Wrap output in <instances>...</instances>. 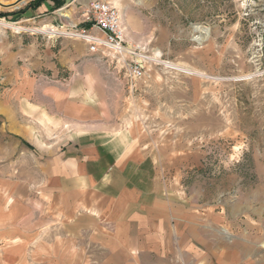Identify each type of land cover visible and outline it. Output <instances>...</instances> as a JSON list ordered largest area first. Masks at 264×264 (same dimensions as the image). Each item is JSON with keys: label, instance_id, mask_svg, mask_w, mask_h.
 Instances as JSON below:
<instances>
[{"label": "crops", "instance_id": "0c3cea01", "mask_svg": "<svg viewBox=\"0 0 264 264\" xmlns=\"http://www.w3.org/2000/svg\"><path fill=\"white\" fill-rule=\"evenodd\" d=\"M18 2L0 0V12L17 13ZM52 8L46 0L24 15L62 24ZM11 35L0 30L7 78L0 85V264L253 261L238 209L196 203L171 170L187 164L190 145L163 149L142 122L125 124L126 112L109 105L123 102L121 87L93 74L96 58L86 43L41 48L38 40L14 43ZM25 54L30 60L20 63ZM67 70L74 76L66 83L35 74Z\"/></svg>", "mask_w": 264, "mask_h": 264}, {"label": "rangeland", "instance_id": "374dc122", "mask_svg": "<svg viewBox=\"0 0 264 264\" xmlns=\"http://www.w3.org/2000/svg\"><path fill=\"white\" fill-rule=\"evenodd\" d=\"M45 1L19 0L17 13L0 12L3 21L24 27L0 25V30L12 33L10 40L19 45L38 40L44 48L49 42L66 40L89 48L85 40L48 33V25L24 15ZM50 1L52 11L63 19L62 24H54L59 30L73 24L78 30L91 28L74 0H64L58 8L55 0ZM110 1L128 26L124 44L136 53L89 51L96 58L91 62L97 69L93 74L121 87L123 102H109L111 109L126 112L127 125L132 120L142 122L163 149L190 145L183 154L187 164L171 167L180 175L184 192L201 205L238 209L244 251L253 258L249 264H264V0ZM197 25L201 28L194 31ZM144 56L145 75L132 80L128 64ZM29 60L27 54L19 58L20 63ZM2 63L0 57V85L7 79ZM35 74L45 83H66L74 76L70 70L57 76L47 71ZM17 264L68 263L30 258Z\"/></svg>", "mask_w": 264, "mask_h": 264}, {"label": "built area", "instance_id": "2783aa9c", "mask_svg": "<svg viewBox=\"0 0 264 264\" xmlns=\"http://www.w3.org/2000/svg\"><path fill=\"white\" fill-rule=\"evenodd\" d=\"M84 20L91 23L89 30H78L76 25L70 27L47 26L48 33H59L61 35L75 36L85 40L89 44V51L92 54L105 53L106 50L114 54L125 55L136 54L129 49L125 43L126 27L123 24V17L120 10L110 0H92L83 6ZM2 20V19H0ZM145 59L132 61L128 64L127 75L132 80L143 78L146 72Z\"/></svg>", "mask_w": 264, "mask_h": 264}, {"label": "bare ground", "instance_id": "6f19581e", "mask_svg": "<svg viewBox=\"0 0 264 264\" xmlns=\"http://www.w3.org/2000/svg\"><path fill=\"white\" fill-rule=\"evenodd\" d=\"M63 15H66V16H68V14L67 13H63ZM0 25H2V26H9V27H12V28H14V29H16V30H22V29H24V27H21V26H18V25H14V24H11V23H7V22H5V21H3V20H0ZM201 27H199L198 25L197 26H195V29H194V31L196 30H199ZM203 28V27H202ZM201 37V36H200ZM197 39V38H196ZM171 64V63H170ZM174 66V65H173ZM177 68H180L181 70H183V71H186V72H192V73H196L194 70H192L190 67H188V66H184V67H181V66H176ZM194 68V67H193ZM198 71V70H197ZM201 72V71H200ZM199 72V73H200ZM199 75V74H198ZM205 76V75H204ZM264 245V244H263Z\"/></svg>", "mask_w": 264, "mask_h": 264}, {"label": "trees", "instance_id": "16d2710c", "mask_svg": "<svg viewBox=\"0 0 264 264\" xmlns=\"http://www.w3.org/2000/svg\"><path fill=\"white\" fill-rule=\"evenodd\" d=\"M56 1V7L55 8H58V7H61L65 4V1L64 0H55ZM88 26H91V23H87Z\"/></svg>", "mask_w": 264, "mask_h": 264}]
</instances>
